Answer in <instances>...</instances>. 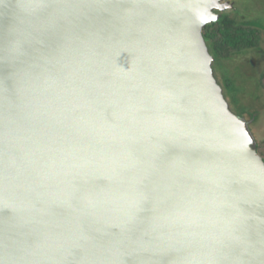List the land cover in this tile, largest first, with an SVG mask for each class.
<instances>
[{
  "label": "water",
  "instance_id": "obj_1",
  "mask_svg": "<svg viewBox=\"0 0 264 264\" xmlns=\"http://www.w3.org/2000/svg\"><path fill=\"white\" fill-rule=\"evenodd\" d=\"M224 0H0V264H264V157L203 31Z\"/></svg>",
  "mask_w": 264,
  "mask_h": 264
},
{
  "label": "trees",
  "instance_id": "obj_2",
  "mask_svg": "<svg viewBox=\"0 0 264 264\" xmlns=\"http://www.w3.org/2000/svg\"><path fill=\"white\" fill-rule=\"evenodd\" d=\"M203 34L209 50L214 56V71L215 67L224 60H230L235 55L244 54L251 50L256 51V48L262 49V45H264V27L238 15L235 4L231 8L223 10L218 20L208 23ZM237 67L239 68V65ZM233 78H235V74L223 78L224 83H221L220 80L219 82L224 88L232 109L246 118L253 131H257L259 127H256L255 124H260V110L264 107V67H261L254 75L246 74L242 69L239 70L238 78L249 81L248 84L243 83L250 89L251 97L247 102H243L239 98V93L243 88L242 83L238 84L239 81L237 80V84L233 87L231 85V83L235 84ZM262 141L264 140L257 142V147L259 153L264 157V152L260 150L264 147Z\"/></svg>",
  "mask_w": 264,
  "mask_h": 264
},
{
  "label": "rangeland",
  "instance_id": "obj_3",
  "mask_svg": "<svg viewBox=\"0 0 264 264\" xmlns=\"http://www.w3.org/2000/svg\"><path fill=\"white\" fill-rule=\"evenodd\" d=\"M224 1H229L231 5L235 4L236 13L238 15H241L242 17L249 19L251 22L264 27V0H224ZM263 49H264V45H262V49L256 48V51L251 50L244 54L235 55L232 59L230 60L226 59L223 62H221V64L215 67L216 76L221 83H224L223 78L235 74V78H233L235 84L231 83V85L234 87L237 84V80L239 81L238 84L242 83L241 85L243 86V88L239 93V98L243 102H247L251 97V94H250V89L243 85V83L245 82L248 84L249 81H244L242 78H238L239 70L242 69L243 72L246 74H253V75L256 74L261 67H264ZM237 65H239V68L237 67ZM260 111H261L260 113L261 118L259 120L260 124L259 125L258 123L255 124L256 127H259V129L257 131L256 130L253 131V128L251 127V130L257 142L264 140V107ZM260 150L264 152V147H262Z\"/></svg>",
  "mask_w": 264,
  "mask_h": 264
}]
</instances>
